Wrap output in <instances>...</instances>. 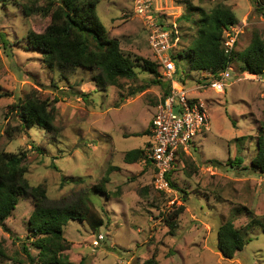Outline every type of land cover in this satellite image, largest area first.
<instances>
[{
	"label": "rangeland",
	"instance_id": "1",
	"mask_svg": "<svg viewBox=\"0 0 264 264\" xmlns=\"http://www.w3.org/2000/svg\"><path fill=\"white\" fill-rule=\"evenodd\" d=\"M134 1L100 0L97 7L108 36L138 65L136 80L100 88L99 71L61 72L31 47L28 34H41L50 24V16L35 13L43 1L0 0V86L6 94L0 98V154L25 153L26 179L31 186L44 185L53 201L68 203L82 193L89 195L104 225L97 233L86 221H71L64 228L71 264H144L153 256L160 264H264V173L252 164L264 127V76L243 72L236 59L230 65L229 86L219 92L200 87L198 78L207 72L193 71L187 58L180 59L199 30L201 15L191 9L229 7L236 17L231 30L239 32L238 54L255 34L264 39V11H259L264 0H153L154 19L176 37L171 51L179 68L176 79L191 98L205 104L209 115L210 130L193 139L188 153L177 152L176 169L169 175L175 188L169 194L154 188V168L145 160L151 132L141 134L150 131L163 96L155 80L170 83L143 71L139 59L158 63V56ZM29 7H34L31 15L26 13ZM31 93L56 109L54 130L26 129L13 109ZM130 151L142 153L126 162ZM108 173L110 199L92 189ZM181 206L184 212L170 236L166 218ZM34 208L32 198L21 197L0 226V243L7 253L0 264H29L24 246L33 258L38 255L28 240ZM236 208H246L248 214H238ZM251 216L260 224L246 235L250 241L234 259L225 260L218 250L219 228L233 217L235 227L242 229Z\"/></svg>",
	"mask_w": 264,
	"mask_h": 264
},
{
	"label": "trees",
	"instance_id": "2",
	"mask_svg": "<svg viewBox=\"0 0 264 264\" xmlns=\"http://www.w3.org/2000/svg\"><path fill=\"white\" fill-rule=\"evenodd\" d=\"M41 1L43 5L35 7V13L50 16V24L41 34L30 32L28 40L33 49L45 56L50 66L58 68L61 72L76 69L99 71L96 82L100 88L118 86L121 80L137 79V62L122 53L120 42L108 36L107 29L98 16L97 7L100 0ZM25 9L29 15L34 12V7ZM191 10L199 11L201 15L198 22L199 30L192 45L188 50H183L185 52L183 56L180 55V59L184 57L188 59L191 70L209 72L213 76H218L237 59L241 63L243 72L264 76V39L258 33L255 34L246 50L235 53L238 40L235 49L231 55H228L224 51L222 42L226 30L236 23L234 12L224 5L217 6L210 12L203 8ZM259 11H264V8H259ZM172 35L174 40L175 34L172 33ZM176 59L174 55L173 60L176 61ZM139 60L143 63L144 72L162 79L157 62ZM206 81L204 78L199 80L200 83H206ZM155 83L161 85L162 98H165L170 92V84L163 83L161 80H155ZM143 90L144 88L140 92ZM5 95L1 92L0 86V98ZM13 109L20 114L26 129L40 126L49 132L54 130L56 109L51 108L47 101L41 100L35 93L28 95L18 106H13ZM145 134L149 135L150 131L141 135ZM260 135L257 142V155L252 164L264 173V127L261 128ZM140 153L142 151L128 152L126 162ZM26 159L25 153L3 152L0 154V226H3L13 215L20 198L29 196L33 199L35 208L28 221V240L32 239L31 245L38 251L36 258H33L28 252V247H23L29 257V264H71L66 254L70 250V243L64 237V228L71 221H86L93 232L97 233L103 227L104 220L99 218L94 204L86 193H82L76 201L66 203L51 200L44 185L31 186L26 179ZM235 161L242 163L241 159ZM209 163L213 166L221 165L218 161ZM230 165L233 167L235 164L230 162ZM62 180L65 181L67 178L64 177ZM69 180L77 181L73 178ZM110 180V173H108L100 183L93 186V191L110 199L111 193L107 189ZM171 186L175 188L172 182ZM184 209V206H181L166 218L170 236L175 235L178 218ZM235 211L238 214L246 212L248 214L246 208H236ZM250 218L252 222L242 229L235 227L233 217L219 228L218 250L225 260L234 259L250 241L247 240L246 235L260 224L259 221L254 223L252 216ZM0 257H7L2 243H0ZM144 264L160 263L156 256H153Z\"/></svg>",
	"mask_w": 264,
	"mask_h": 264
},
{
	"label": "built area",
	"instance_id": "3",
	"mask_svg": "<svg viewBox=\"0 0 264 264\" xmlns=\"http://www.w3.org/2000/svg\"><path fill=\"white\" fill-rule=\"evenodd\" d=\"M135 13L146 19V27L152 50L158 56V63L162 69L161 76L170 83V92L161 101L152 119L150 128L151 146L146 150L145 160L154 168V188L158 192L173 193L168 175L176 169L177 152L181 149L189 151L193 139L201 132L209 130V115L207 108L200 100L189 96L185 84L176 79L179 68L173 60L172 32L159 25L151 12L153 0H135ZM231 27L226 30L223 37V48L226 54L231 55L237 42L238 33ZM231 67L213 76L207 72L202 75L206 83L200 87L225 92L231 80ZM166 81V80H165ZM172 204L174 203L171 202ZM100 239L103 237L100 236ZM97 244V240H95Z\"/></svg>",
	"mask_w": 264,
	"mask_h": 264
},
{
	"label": "crops",
	"instance_id": "4",
	"mask_svg": "<svg viewBox=\"0 0 264 264\" xmlns=\"http://www.w3.org/2000/svg\"><path fill=\"white\" fill-rule=\"evenodd\" d=\"M153 117H154V115H153Z\"/></svg>",
	"mask_w": 264,
	"mask_h": 264
}]
</instances>
